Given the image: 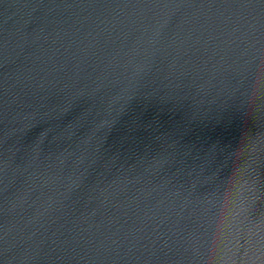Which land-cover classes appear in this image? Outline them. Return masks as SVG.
I'll use <instances>...</instances> for the list:
<instances>
[{
    "label": "water",
    "instance_id": "water-1",
    "mask_svg": "<svg viewBox=\"0 0 264 264\" xmlns=\"http://www.w3.org/2000/svg\"><path fill=\"white\" fill-rule=\"evenodd\" d=\"M241 198L264 0H0V264H201Z\"/></svg>",
    "mask_w": 264,
    "mask_h": 264
},
{
    "label": "clouds",
    "instance_id": "clouds-1",
    "mask_svg": "<svg viewBox=\"0 0 264 264\" xmlns=\"http://www.w3.org/2000/svg\"><path fill=\"white\" fill-rule=\"evenodd\" d=\"M244 212L241 198L234 212L213 223L202 242L203 256L212 259L201 264H257L256 254L264 252V221L245 223Z\"/></svg>",
    "mask_w": 264,
    "mask_h": 264
}]
</instances>
